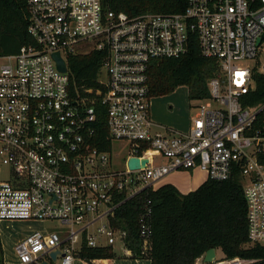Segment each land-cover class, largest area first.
Masks as SVG:
<instances>
[{
    "label": "built area",
    "instance_id": "built-area-1",
    "mask_svg": "<svg viewBox=\"0 0 264 264\" xmlns=\"http://www.w3.org/2000/svg\"><path fill=\"white\" fill-rule=\"evenodd\" d=\"M26 17L32 44L0 56V222H57L63 228L17 242L18 264H40L54 252L59 264H74L83 248L114 252L117 244L119 255L132 256L126 230L112 223L115 209L176 172L201 171L214 181L238 174L247 246H264V166L257 158L264 152V102L244 104L255 89L252 74L264 44V0H186L181 13L135 16L114 13L103 0H26ZM193 34L200 55L217 60L220 73L207 81L209 96L186 131H153L150 66L184 56ZM83 42L106 53L97 79L103 90L94 97L106 107L111 148L114 141L129 144L120 171L112 167L111 148L101 151L90 142L93 109L70 93L67 56ZM257 69L264 73L261 64ZM131 158L146 163L131 170ZM141 201L137 225L144 254L152 212L151 202ZM97 221L102 223L91 234ZM258 263L216 252L210 263L203 256L194 262Z\"/></svg>",
    "mask_w": 264,
    "mask_h": 264
},
{
    "label": "trees",
    "instance_id": "trees-1",
    "mask_svg": "<svg viewBox=\"0 0 264 264\" xmlns=\"http://www.w3.org/2000/svg\"><path fill=\"white\" fill-rule=\"evenodd\" d=\"M185 1L103 0V3L114 13L135 16L181 13ZM27 25L26 0H0V56L16 54L21 46L32 44ZM105 54L96 50L94 44L83 42L76 54L67 56L70 93L77 99H86V105L93 109L91 128L94 134L90 142L101 151L111 148L106 107L101 104L100 97H94L97 90H103L97 79ZM257 67L256 64L252 74L255 89L246 96L245 105L264 102V74ZM219 73L218 61L200 55L193 34L184 56L152 62L148 71V97H163L179 87H186L190 99L201 101L209 96L207 81ZM257 158L264 166V152ZM142 199L151 202L152 212L150 245L144 254H141L137 225ZM112 223L126 230V246L132 257L148 259L151 264H194L210 249L219 250L226 258L255 259L259 260L258 264H264V246H247L246 203L238 174L225 181L206 180L187 194H181L169 184L154 191L146 189L116 208ZM76 257L93 261L114 259L116 255L111 247L83 248ZM0 264H4L1 243Z\"/></svg>",
    "mask_w": 264,
    "mask_h": 264
},
{
    "label": "rangeland",
    "instance_id": "rangeland-1",
    "mask_svg": "<svg viewBox=\"0 0 264 264\" xmlns=\"http://www.w3.org/2000/svg\"><path fill=\"white\" fill-rule=\"evenodd\" d=\"M259 60V61H258ZM257 60V66L262 67L264 72V44L262 46V51L260 52L259 59ZM1 63V61H0ZM253 62H248V65H252ZM264 74V73H263ZM103 80V75L100 76ZM200 100L190 99L188 97V90L186 87H179L175 89L171 94L163 97L151 98L149 101V111L150 120L156 126L153 131L162 132L164 130H171L173 132H184L190 126V118L197 111V107L200 104ZM130 147L127 142L114 141L112 143L111 154H112V167L115 170H123L125 167L126 158L129 154ZM176 180L173 182L175 185H181V188H185L186 191L193 188V179L191 173L188 172H177ZM162 186V182H158L156 187ZM102 221H97L90 229L91 234H95L94 229H96ZM47 228L58 230L62 229L63 226L57 222H47L45 223ZM25 226H9L8 228L2 227L0 233L4 235L5 248H2L5 264H18L15 255L14 247L20 240L16 236L22 234L26 231ZM120 247L117 244L114 247V253L118 256ZM218 258L221 257V252L216 251ZM48 264H59V261L48 260Z\"/></svg>",
    "mask_w": 264,
    "mask_h": 264
},
{
    "label": "crops",
    "instance_id": "crops-1",
    "mask_svg": "<svg viewBox=\"0 0 264 264\" xmlns=\"http://www.w3.org/2000/svg\"><path fill=\"white\" fill-rule=\"evenodd\" d=\"M177 173V172H176ZM176 173H171L168 176H166L161 182L162 185H172L173 187H175L181 194H187L191 191H194L195 189H197L201 184H203L206 181V176L203 172L201 171H194L193 173H191V177L193 179V183H195V185H193V188L190 190H187L185 188H181V185L177 184L175 185V183H173L176 180ZM25 226L27 227V230L22 232V234H18L16 236L17 241L18 239L21 241L22 239H24L26 236L30 235L33 232L36 231H45V229L47 228L45 223L42 222H24V221H17V222H8V221H3L0 222V230L2 227H6L8 228L9 226ZM4 235L2 234V232L0 233V243H1V249L5 248V242L4 240ZM217 251V250H216ZM215 251V252H216ZM116 255V254H115ZM2 257H3V263L5 264V259H4V255H3V251H2ZM48 260L52 259L48 256H43L40 260V264H48ZM74 264H88L87 261L85 260H81V259H75ZM90 264H151L150 261L148 259H137L132 257L131 255H118L116 256L114 259H97V260H93L90 261Z\"/></svg>",
    "mask_w": 264,
    "mask_h": 264
},
{
    "label": "water",
    "instance_id": "water-1",
    "mask_svg": "<svg viewBox=\"0 0 264 264\" xmlns=\"http://www.w3.org/2000/svg\"><path fill=\"white\" fill-rule=\"evenodd\" d=\"M263 38H264V35H263ZM258 44H259V42H258ZM53 57L57 63L58 69L61 72H65V64H64L63 60L60 58L59 54L55 53ZM145 163H146V160H142L139 164V162L136 158H131L127 161L128 168L131 170L138 169L139 167H144ZM215 251H216L215 249L208 250L205 253V255L203 256V262L204 263H210L211 261H213L214 257H215ZM57 253L58 252H54L50 255V258L52 259V261L56 260V254ZM87 263L90 264V261H87Z\"/></svg>",
    "mask_w": 264,
    "mask_h": 264
}]
</instances>
